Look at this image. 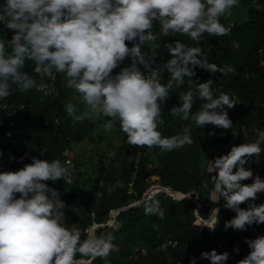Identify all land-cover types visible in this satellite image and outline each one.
I'll return each instance as SVG.
<instances>
[{
  "label": "clouds",
  "instance_id": "clouds-1",
  "mask_svg": "<svg viewBox=\"0 0 264 264\" xmlns=\"http://www.w3.org/2000/svg\"><path fill=\"white\" fill-rule=\"evenodd\" d=\"M240 0H3L0 3V100L13 95V88L47 94L48 83L62 74L65 87L78 94L79 104L66 103L65 111L73 124L105 118V131L119 127L126 142L137 148H159L171 152L191 146L192 124L199 129L212 125L230 130L233 121L229 109L237 103L226 92L216 95L213 79H193L196 69L211 75H236L230 64L210 63L201 44L205 35L219 37L231 32L233 9ZM159 25V33L154 31ZM12 32L7 38V31ZM186 36L190 46L180 39L166 41L170 55L158 61L156 41L161 36ZM131 45V46H129ZM147 48V51L145 49ZM128 60L130 63L125 64ZM264 63V62H262ZM27 64L34 67L25 71ZM118 70V71H117ZM37 77L39 79H37ZM195 81H200L195 83ZM187 83L179 95V106L168 113L181 121H191L182 131L166 136L163 106L170 93ZM204 103L193 111L197 100ZM256 138L230 148L210 162L213 200H223L224 208L235 216L224 229L246 232L253 225H264V204H257L264 194V178L248 167L250 159L264 154V130L254 129ZM203 135V134H202ZM208 137H215L209 131ZM11 136V133H8ZM30 157V163L15 171H0V264H94L99 258L110 264L116 248L115 237L96 235L95 230L68 224L66 203L53 186L57 181L70 183L74 165L71 160ZM0 151V160L3 158ZM67 155V153H65ZM28 154L9 161L22 162ZM252 183L244 184L243 181ZM241 205H247L242 208ZM220 208L205 219L198 209L192 211L196 226L214 231ZM145 215L165 218L158 199L144 206ZM112 222L109 221V224ZM178 241L160 245L167 250ZM248 254L237 264H264V235L246 238ZM232 252L239 255L237 245ZM230 253L216 249L203 251L199 258L210 264H226Z\"/></svg>",
  "mask_w": 264,
  "mask_h": 264
},
{
  "label": "trees",
  "instance_id": "trees-1",
  "mask_svg": "<svg viewBox=\"0 0 264 264\" xmlns=\"http://www.w3.org/2000/svg\"><path fill=\"white\" fill-rule=\"evenodd\" d=\"M257 3L264 8V0H257ZM240 4L248 7V20L239 24L232 22L231 32L227 36L213 37L206 34L201 44L210 63L219 66L230 64L237 74L225 77L216 73L213 76L197 68V76L193 78L201 82L211 78L216 95L223 91L235 98L237 105L228 110L229 118L234 124L230 130L216 129L212 125L199 129L193 123L191 134L195 142L191 146L171 152L161 151L159 148L131 146L124 136L122 150L107 167L97 170L98 176L92 183L83 178L81 172H76L74 161V174L70 184L62 180L54 185L49 182L50 186L62 194L61 198L67 205V223L78 224L81 229H92L94 226L109 223L116 210L140 201L148 189L163 187L189 196L174 200L165 192L159 191L147 201L119 212L112 226L96 229L98 236L111 234L115 237L113 242L116 248L108 258L110 264H189L192 257L199 258L201 252L216 249L217 245L222 247L220 253L227 251L231 254L226 264H237L249 252L244 240L254 239V232L264 235V225H253L246 232L232 229L225 231V222L235 216L228 209L220 210L219 222L214 231L196 226L192 213L196 209L192 198L197 201L198 210L205 219L210 218L211 209L224 206L222 199L217 201L211 197L213 185L210 178L215 173L209 174V161L227 154L234 145L252 142L256 138L254 129L264 130V71L259 65L258 55L259 49L264 52V10H257L252 0H240ZM230 20L221 19V23L229 25ZM2 28L0 25V29ZM154 31L159 33V25H156ZM11 35L12 32L7 31L8 39ZM173 39H180L190 46L193 44L186 36H161L156 41L157 62L170 59L164 43L172 42ZM127 63L130 61L126 60L125 64ZM33 67L34 65L27 64L24 70L31 72ZM44 82L48 83L45 95L34 89L21 93L13 88V95L6 99L16 111L12 116L0 112V151L4 154L0 160V171L22 168L24 164L31 162L30 157L40 156L42 150H46L42 158L60 159L63 162L62 153L70 152V144L80 142L85 136V131L73 124L66 114L65 104L76 93L65 87L63 75L57 74L54 80L44 78ZM187 90V83L175 89L163 106L165 125L161 131L166 136L177 134L187 124L192 123L181 121L168 113L173 106H179V95ZM202 103L204 102L198 99L193 111ZM55 120L58 121L57 124ZM209 131H215L216 136L208 137ZM8 133H11L10 137ZM25 153L29 158L22 162L8 159L9 154L19 158ZM147 165L151 166L150 170L146 169ZM248 167L254 175L264 178V154L251 158ZM151 176H155L156 180L150 181ZM242 183L250 184L252 181ZM87 185L90 186L89 189ZM152 199L160 201L165 211L163 220L154 215H145L144 206ZM255 202L264 204V194H259V199ZM241 207L246 208L247 205ZM168 240L179 243L176 247L168 246L166 251H152ZM237 245L240 249L239 255L232 252ZM141 248L148 250L147 255H140ZM94 264H103V261L98 258ZM197 264L210 262L197 259Z\"/></svg>",
  "mask_w": 264,
  "mask_h": 264
},
{
  "label": "rangeland",
  "instance_id": "rangeland-1",
  "mask_svg": "<svg viewBox=\"0 0 264 264\" xmlns=\"http://www.w3.org/2000/svg\"><path fill=\"white\" fill-rule=\"evenodd\" d=\"M248 7L239 3V7L233 9L231 22L241 23L248 20ZM79 104L78 95L74 94L69 98L68 103ZM104 118L93 121H85L77 123L81 131H85V136L80 142H73L70 144V152L76 172H81L83 178L89 179L92 183L98 176L97 170L107 167L114 159L116 154L120 152L124 146V134L116 129L112 131H105L102 127ZM211 125H206L209 128ZM87 130V131H86ZM210 167V166H209ZM147 170L151 169L150 165L146 166ZM156 180L155 176L150 177V181ZM90 186L87 185V189ZM151 189L147 190L149 193Z\"/></svg>",
  "mask_w": 264,
  "mask_h": 264
},
{
  "label": "built area",
  "instance_id": "built-area-1",
  "mask_svg": "<svg viewBox=\"0 0 264 264\" xmlns=\"http://www.w3.org/2000/svg\"><path fill=\"white\" fill-rule=\"evenodd\" d=\"M252 4L255 5V8L257 10H264V8L257 3V0H252ZM230 25L232 27L233 23L231 22ZM258 55H259V65H260L261 69L264 71V63H262V62H264V52H263L262 49H259L258 50ZM47 78L48 77H46L45 80ZM47 91H48V89H47ZM42 94L45 95L44 92H42ZM19 108H22V106H20ZM15 111H16L15 107L13 105L7 103L6 99L5 100H0V112H6L8 114V116H12L15 113ZM54 122L57 124L58 121L55 120ZM44 124L46 125L47 122H44ZM65 153H67V155H65ZM62 156L64 157V160H71V162L73 164V159H72V156L70 155V152L69 151H64L62 153ZM73 174H74V168L72 169V174H71V177H70L71 182H72ZM66 183L67 184H70L68 182H66ZM254 235H256L255 232H254ZM169 246L172 247V245H169ZM160 250H161V248L160 247H157V248H155L152 251H157L158 252ZM216 250H217L218 253H220L222 251V247L220 245H217L216 246ZM139 253H140V255L144 256V255H147L148 250L145 249V248H141L139 250ZM134 257L136 258V256H134Z\"/></svg>",
  "mask_w": 264,
  "mask_h": 264
},
{
  "label": "water",
  "instance_id": "water-1",
  "mask_svg": "<svg viewBox=\"0 0 264 264\" xmlns=\"http://www.w3.org/2000/svg\"><path fill=\"white\" fill-rule=\"evenodd\" d=\"M159 191H163V192H165L167 195H169V196H171L174 200H181V199H183V198H189V196H186V195H182V194H180V193H174V192H172L170 189H168V188H156V189H151V191L149 192V193H147V191H146V193L144 194V196L142 197V199L140 200V201H137V202H135V203H133V204H130V205H128V206H126V207H124V208H122V209H119V210H116L114 213H113V219H112V223L111 224H109V223H107V224H105V225H99V226H94L92 229L93 230H96V229H98V228H103L104 226H112L113 224H114V221H115V217L117 216V214L119 213V212H121V211H125V210H127V209H130V208H132V207H135V206H137V205H139L140 203H142V202H144V201H147L148 199H150L154 194H156L157 192H159ZM192 200L196 203V209H198V207H199V205H198V203H197V201L195 200V199H193L192 198ZM221 210H223V209H226V208H224V207H221L220 208ZM255 234L256 235H261V234H259V233H257V232H255Z\"/></svg>",
  "mask_w": 264,
  "mask_h": 264
}]
</instances>
